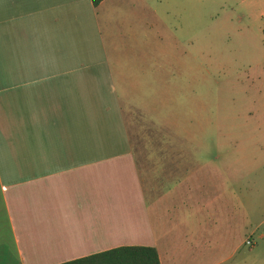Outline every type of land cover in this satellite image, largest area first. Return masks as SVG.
Wrapping results in <instances>:
<instances>
[{
  "label": "crops",
  "instance_id": "1",
  "mask_svg": "<svg viewBox=\"0 0 264 264\" xmlns=\"http://www.w3.org/2000/svg\"><path fill=\"white\" fill-rule=\"evenodd\" d=\"M159 1L0 0V264L128 245L201 264L207 229L212 264L238 253L253 216L223 210L241 185L231 159L210 170L190 149L152 145L142 158L133 146L137 119L159 123L144 93L189 55L159 33ZM212 193L222 210L206 215Z\"/></svg>",
  "mask_w": 264,
  "mask_h": 264
},
{
  "label": "rangeland",
  "instance_id": "2",
  "mask_svg": "<svg viewBox=\"0 0 264 264\" xmlns=\"http://www.w3.org/2000/svg\"><path fill=\"white\" fill-rule=\"evenodd\" d=\"M160 1L165 23L159 33L173 38L174 51L189 55L184 70H164L156 92L144 93L152 98L150 115L159 123L134 120L133 146L142 158L152 145L190 149L191 159L200 158L201 165L204 160L210 170L231 159L241 185L223 210H247L253 218L237 236L238 253L223 264H264V239L258 238L264 231V18L257 16L262 1ZM217 196L207 197L204 214L222 210ZM204 237L202 253L208 257L201 264H212L214 235L207 229Z\"/></svg>",
  "mask_w": 264,
  "mask_h": 264
},
{
  "label": "trees",
  "instance_id": "3",
  "mask_svg": "<svg viewBox=\"0 0 264 264\" xmlns=\"http://www.w3.org/2000/svg\"><path fill=\"white\" fill-rule=\"evenodd\" d=\"M102 0H91L97 6ZM61 264H160L157 251L151 246H119Z\"/></svg>",
  "mask_w": 264,
  "mask_h": 264
},
{
  "label": "built area",
  "instance_id": "4",
  "mask_svg": "<svg viewBox=\"0 0 264 264\" xmlns=\"http://www.w3.org/2000/svg\"><path fill=\"white\" fill-rule=\"evenodd\" d=\"M246 244H247V245H252V243H251L250 240H247V241H246Z\"/></svg>",
  "mask_w": 264,
  "mask_h": 264
}]
</instances>
